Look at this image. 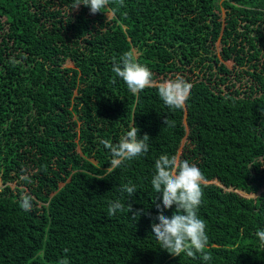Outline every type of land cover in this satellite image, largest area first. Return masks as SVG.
<instances>
[{
  "label": "trees",
  "instance_id": "trees-1",
  "mask_svg": "<svg viewBox=\"0 0 264 264\" xmlns=\"http://www.w3.org/2000/svg\"><path fill=\"white\" fill-rule=\"evenodd\" d=\"M72 5L0 0V264H264V0H111L95 15ZM128 51L156 82L192 84L184 109L156 87L130 92L112 71ZM131 127L151 137L148 153L107 172L101 141ZM162 154L204 175L208 262L169 254L152 232ZM116 200L125 210L109 216Z\"/></svg>",
  "mask_w": 264,
  "mask_h": 264
},
{
  "label": "clouds",
  "instance_id": "clouds-1",
  "mask_svg": "<svg viewBox=\"0 0 264 264\" xmlns=\"http://www.w3.org/2000/svg\"><path fill=\"white\" fill-rule=\"evenodd\" d=\"M124 0H120L123 5ZM111 0H73V8L78 10L81 5L90 9V14L104 13ZM112 71L121 78L127 88L134 95H138L146 88L156 87L158 95L166 106L170 109H184L186 102L190 98L192 84L183 77L177 76L175 79L156 82L153 79L152 71L145 65L140 64L133 51L125 52L119 62H114ZM165 125H169V120H164ZM150 136L145 133L140 136L137 127H131L126 134L122 135L119 142L113 144L110 140H102L101 143L110 150L112 159L110 166L106 169L111 172L119 168L125 162L132 161L144 156L149 151ZM156 173L152 178V186L158 194L157 199L162 197V204L156 203L159 214L152 223V232L160 244V248L166 250L173 256L180 257L185 254L187 257L195 258L197 253L201 254L203 261L212 259L211 255L205 252L208 246L209 236L206 231V223L198 216V210L202 204L205 178L200 168L195 164H190L187 160H179L176 156L169 157L162 154L155 161ZM22 181H29L27 176H21ZM100 179V178H97ZM136 186L124 184L120 187L121 193L132 196L136 193ZM34 198L29 194H24L21 198L20 207L25 211H32ZM176 211L171 217L164 215L165 209ZM125 210L124 204L119 200L109 203L108 215L114 216L118 211ZM132 217L144 215L143 209H134L132 204L127 208ZM257 236L264 242V230H259ZM60 264H67L66 260H61Z\"/></svg>",
  "mask_w": 264,
  "mask_h": 264
},
{
  "label": "rangeland",
  "instance_id": "rangeland-1",
  "mask_svg": "<svg viewBox=\"0 0 264 264\" xmlns=\"http://www.w3.org/2000/svg\"><path fill=\"white\" fill-rule=\"evenodd\" d=\"M112 12H110L109 13V16H112ZM222 15L225 17L226 16V9L223 7V9H222ZM216 53H217V55L220 57V59H221V61H224L231 69H239V70H241L242 69V67H240V66H235L234 65V61L231 59V60H224L223 59V57H222V42H217V46H216ZM67 65H69V66H72L73 64H72V62L71 61H68L67 62ZM248 66L246 65L245 66V68H247ZM239 85L241 84V82H237ZM187 130H188V132H187V136L185 137V139L183 140V143H182V146H181V149H180V154L182 153V149H183V147H184V145H186V143H188V136H189V133H190V124L187 122ZM12 184V186L13 187H15L16 186V183H11ZM3 186V183H2V180H1V178H0V188Z\"/></svg>",
  "mask_w": 264,
  "mask_h": 264
}]
</instances>
